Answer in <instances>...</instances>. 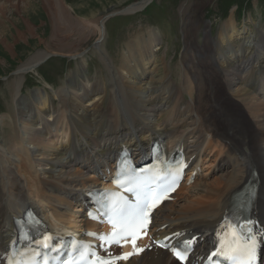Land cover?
I'll return each instance as SVG.
<instances>
[{"label": "bare ground", "instance_id": "bare-ground-1", "mask_svg": "<svg viewBox=\"0 0 264 264\" xmlns=\"http://www.w3.org/2000/svg\"><path fill=\"white\" fill-rule=\"evenodd\" d=\"M20 1H24L23 10L29 19L31 10L35 9L34 1ZM150 1L141 0L137 4L127 7L125 12L135 13L140 9V6L146 5ZM41 2L48 8H44V11H48V15L51 14L52 18L57 15L54 23L60 22L58 27L67 31H78V34H82L80 30L86 27V25H82L86 24V21L83 20L84 23L81 24L83 27L85 26L84 28L80 24L74 23L62 0H41ZM3 12L0 13V19H4ZM228 21L218 33L219 44L212 49L214 52L210 53L209 60H214L213 55L219 57L226 54L230 51L235 38L238 39L236 22L232 18ZM100 23L97 28L98 36L92 45L94 51L98 53L101 51L102 37L105 33V29ZM0 26L4 27L3 21L0 22ZM244 30L247 29L244 28ZM151 37L153 38L150 35L149 38ZM151 43H155V40L153 39ZM225 43L228 44L223 46L222 44ZM202 48L211 51L206 45H202ZM143 49L144 45H138L135 42L128 43L126 55L122 58L120 73L127 74L132 80L129 78L125 88L124 82L118 76H114L111 71L109 80L107 79V82L110 83V90L105 94V98L107 96L105 104L102 96L99 100L97 99L101 89L99 83L88 82L87 78L75 84V87L66 86V89L59 90L58 98L61 108L70 115L66 125L63 123L64 125L62 124L60 127L61 131L68 126L71 130L72 135L67 145L54 147L35 144L34 146L28 137L30 131L36 127L34 132L37 133L34 134L40 137L49 132L51 125L53 130L59 129L53 100H48L42 95L38 97L40 100L36 104L33 101L26 104L27 110L32 109L34 105L36 108L29 119H25L27 113L25 107L18 111L19 124L24 133L9 138V141L7 139L8 143L4 146L0 143V227L7 225L9 219L18 216L20 211L27 206L36 208L38 206L39 213L43 211L42 216L45 215V219L49 220L51 226H59L57 222L70 226L71 223L68 219L76 213L72 212V199L78 197V192L81 190L85 188L88 190L89 186L97 183L92 176L86 177L88 173H91L89 170L101 172L108 157L121 143L126 142L134 151L142 150L153 139L161 137H165L167 140L172 139L173 144H178L176 142L182 141L185 137L186 146L191 147V150H188L189 159L198 162L196 165L199 166L209 162L206 166L207 171L214 165L213 163L218 161L221 165H218L214 172L223 174L216 181L211 182L208 188L200 191L197 196L194 193L189 196L186 194L194 189V185L187 187L182 184L174 192L172 203H162L156 211L152 229L154 233L161 237L176 231L185 232L186 237H189L190 234L198 235L200 239L204 238L203 241H199L198 245L199 255L202 254L212 245L211 232L226 211L229 198L246 182L251 170L257 171V180L259 181L254 212L264 226V114L260 119L263 122L262 128L254 133L250 128H246L248 121L243 119V110L241 111V108L232 104V97H234V101L246 106V109L250 111L253 110L254 114L255 110H262V107L256 105L254 101L257 97L264 96V35L250 32L241 44L240 54H234V61L227 60L226 63L223 61L224 67L222 66L221 69H216L215 64L212 65L208 58L196 59L198 63L195 65L200 66L199 74L195 75L198 84L193 87L194 76L185 74L183 77L182 86L185 93L189 96L197 95L194 105L186 107L189 108L187 113L190 117L186 122L180 118L173 121V117H183L185 114L180 113L179 100L177 102L174 100L176 104H173L172 97L174 96L172 94L169 100L164 103L162 101L155 103L152 100L147 107L144 106L138 110L137 93H142L144 89L148 88L146 85L141 86L145 78L144 66L147 64L148 58L146 57L147 50L143 51ZM42 58H44L43 55H34L28 59L24 69L20 70H28ZM72 89L75 92L69 93ZM228 91L231 94L228 95ZM182 98H184L183 95ZM88 102L89 104H86ZM253 104L258 108H253L255 107ZM127 119L129 123H127ZM44 128L46 132L43 131ZM87 128H89V133L84 135ZM67 129H65L66 132L70 131ZM135 131L140 136L135 135ZM176 135H180V139ZM219 140V145H216ZM29 145L36 147V157L52 156L51 160L49 159L51 161L49 162L50 168L58 165L60 168L66 169L62 176L58 179H55L53 175H48L46 179L40 178L35 169V154H32ZM78 146L79 149H76ZM232 151L236 156L242 153L240 159L234 158ZM95 153L100 156L97 161ZM89 154H93V156L90 157ZM62 158L64 163L60 161ZM81 163H84L83 169L78 167ZM203 183L205 184V182ZM181 194H184V198H180L183 203L180 206H175V201ZM48 210L51 215L47 213ZM84 226L90 227L91 225L86 222ZM162 226H166V228L159 231ZM4 239L2 237L1 240ZM147 243L148 240L140 242L141 245H147ZM1 248L2 246L0 250ZM119 264L176 263L165 252L148 247V250L140 257H134Z\"/></svg>", "mask_w": 264, "mask_h": 264}, {"label": "rangeland", "instance_id": "rangeland-1", "mask_svg": "<svg viewBox=\"0 0 264 264\" xmlns=\"http://www.w3.org/2000/svg\"><path fill=\"white\" fill-rule=\"evenodd\" d=\"M33 1L35 9L29 12V20L23 10L24 1L0 0V8L2 7L0 13L4 11V19H0V22L4 23L3 28L0 26V139L2 138L0 143L3 146L8 143L9 138L24 133L19 124L18 111L25 107L27 112L25 119H29L36 108L34 105L28 111L25 105L32 101L36 104L40 100L39 96L44 95L48 100H53L59 123L57 127L60 128L63 123L66 125L70 118L59 103L60 89H66V86L75 87V84L87 78L88 82L99 83L101 89L97 99L102 96L105 104L107 102L105 94L110 90V83L107 81L111 71L124 82L126 88L128 85L126 82H129L130 77L120 73V66L123 56L126 55L127 45L131 42L144 45L143 51L148 52L147 64L144 66L146 74L141 84L142 87L146 85L148 88L142 93H137L138 110L147 107L152 100L155 103L158 101L164 103L172 94L173 104L179 100L180 113L185 114L183 117H173V121L180 118L186 122L190 118L187 113L189 108L186 107L194 105L197 95L189 96L185 93L182 86L183 77L185 74L194 76L193 87L198 84L196 74H199L200 66L195 65L198 63L196 59L209 60L210 53L214 52L212 49L219 44L218 33L229 22L228 20L232 18L236 22L238 39L235 38L230 51L226 54L219 57L213 55L214 60H209L212 65L215 64L216 69L224 67L223 61L224 63L227 60L234 61V54H240L241 44L250 32L264 35V0H151L144 5L145 7L140 6L138 9L140 11L125 16H113L106 21L102 47L98 53L94 51L92 45L98 36L97 28L100 21L106 15L125 11L127 7L141 0H62L74 23L81 25L84 23L83 20L86 21V24H82L86 25L85 28L81 25L84 28L80 30L82 34L58 27L60 22L54 23L57 15L53 16V19L51 14L48 15L47 10L44 11L46 6L41 0ZM150 35L153 38H149ZM153 39L155 43L152 44ZM226 44L228 43L222 45ZM202 45L208 46L211 51L202 48ZM36 54L43 55L44 58L35 62L28 70H20L24 69L28 59ZM72 92L75 91L72 89L69 93ZM228 92V95L231 94ZM232 100L233 106L236 105L241 111L243 110V119L248 121L246 128H250L254 133L260 131L263 123L260 119L264 114V98L257 97L254 101L256 105L262 107V110H255V114L253 110L251 112L246 106L234 101V97ZM256 105L253 108H258ZM127 123H129L128 119ZM36 128H33L28 136L34 146L35 144L54 147L67 145L72 135L71 131L62 134L58 132V135L57 130H53L51 125L46 136L40 137L34 134L37 133L34 132ZM67 128L65 127L69 130V127ZM43 131L46 132V129L44 128ZM87 133L89 128L84 135ZM176 136L180 139V135ZM219 143L220 140L216 145ZM33 145H29V149L33 155L35 154V169L40 178L46 179L48 175H53L58 179L62 176L66 169L58 165L50 168L49 162L52 156L36 157V147ZM78 148L79 146L76 149ZM240 156L242 153L238 156L234 153V158L240 159ZM60 161L64 163L63 158ZM205 171L193 184L196 185L193 186L194 189L186 192L188 196L193 193L195 196L199 195L200 191L208 188L211 182L216 181L223 174ZM183 196L184 194L178 196L175 206L182 205L183 200L180 198Z\"/></svg>", "mask_w": 264, "mask_h": 264}, {"label": "snow or ice", "instance_id": "snow-or-ice-1", "mask_svg": "<svg viewBox=\"0 0 264 264\" xmlns=\"http://www.w3.org/2000/svg\"><path fill=\"white\" fill-rule=\"evenodd\" d=\"M167 177L156 180V186L153 187L151 180H130L128 185L121 184L120 180L115 181L117 187H121L124 191L132 193L135 198V204H129L128 201L119 196V194H107L113 197L107 204V211L104 215L108 216V223L112 226L113 231L110 236H95L102 242L101 247L105 244L111 246L113 244L123 247L125 242L131 240L133 246V253L122 254L120 256L112 257L109 253L108 257H101L93 251H89L91 246H83V250L80 252L81 258L84 259V264H114L115 260L128 259L131 255L136 254V240L139 238L140 233L146 230L150 222V214L153 208L158 203L166 198V193L170 189H174L176 181L173 178L171 183H165ZM45 241L51 239V237H45ZM251 241V243H249ZM232 245L230 252L231 255L228 258L232 261V264H255L256 259V243L255 237H244L243 235L236 233L233 235ZM43 247L47 248L51 245L44 243ZM163 246V245H161ZM107 251V248H104ZM220 250L218 249V252ZM173 254L179 259H185L184 255L173 249ZM217 255V253H213Z\"/></svg>", "mask_w": 264, "mask_h": 264}, {"label": "water", "instance_id": "water-1", "mask_svg": "<svg viewBox=\"0 0 264 264\" xmlns=\"http://www.w3.org/2000/svg\"><path fill=\"white\" fill-rule=\"evenodd\" d=\"M126 14H129V12H125V11H117V12H112L108 15H106L102 20H101V25L103 27H105V22L108 21L109 19H111L113 16H122V15H126Z\"/></svg>", "mask_w": 264, "mask_h": 264}]
</instances>
